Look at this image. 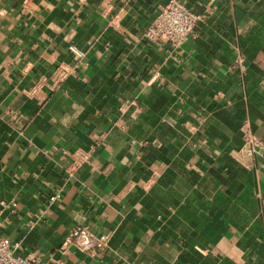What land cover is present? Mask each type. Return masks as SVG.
<instances>
[{
	"label": "crops",
	"instance_id": "1",
	"mask_svg": "<svg viewBox=\"0 0 264 264\" xmlns=\"http://www.w3.org/2000/svg\"><path fill=\"white\" fill-rule=\"evenodd\" d=\"M167 1L0 0V233L39 264H264V0H181L178 47Z\"/></svg>",
	"mask_w": 264,
	"mask_h": 264
},
{
	"label": "built area",
	"instance_id": "2",
	"mask_svg": "<svg viewBox=\"0 0 264 264\" xmlns=\"http://www.w3.org/2000/svg\"><path fill=\"white\" fill-rule=\"evenodd\" d=\"M210 1L214 2L216 0ZM203 18L204 14L189 8L183 1L168 0L160 7L156 17L145 31L144 37L152 44L159 46L168 44L172 47H178L195 33L198 23ZM71 49L79 56L84 54V52L75 47H71ZM58 70V77L61 80L69 71L66 68H59ZM241 129L243 133V144L238 153L249 157L263 155L264 139L252 130L250 122L246 121ZM59 196V193H55L49 199L54 201ZM1 205L9 206L5 201H1ZM12 205L16 206L15 203ZM1 225L0 210V227ZM82 234V227H74L67 235L64 243L71 244ZM17 249V243H13L8 236L0 233V264H39L40 259L33 252L22 254ZM60 264H64V262L61 261Z\"/></svg>",
	"mask_w": 264,
	"mask_h": 264
}]
</instances>
